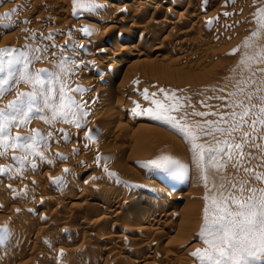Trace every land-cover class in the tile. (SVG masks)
Listing matches in <instances>:
<instances>
[{"label": "rangeland", "instance_id": "obj_1", "mask_svg": "<svg viewBox=\"0 0 264 264\" xmlns=\"http://www.w3.org/2000/svg\"><path fill=\"white\" fill-rule=\"evenodd\" d=\"M93 1L88 3L98 4L100 8H94L95 12L91 11L93 15L90 13L86 21H81L78 18L79 15H84V11L79 7L81 0H78L75 6L73 0H0V49L47 48L46 58L35 64L36 69H53L51 63L53 54L58 55L60 49L66 47L70 49L66 55L77 64L70 67V71L74 74L70 75L66 83L71 88H83L85 84L87 89L84 87L85 92L82 95L68 91L67 88L66 92L74 96L79 103L84 104V111L88 113L86 117L73 118V123L45 124L39 119H33L26 127L13 129L14 136H29L32 134L31 129H37L45 134L51 132L52 136L46 148L41 149L35 157H29L30 163H26L23 170L11 161V156L18 153L10 151L7 158H0V166L12 163L14 167L12 172L0 175V227L7 226L9 230L7 239L0 242V264H92L91 262L94 264L108 262V264H199L191 254L206 247L201 242L199 234L204 224L205 196L208 192L193 163L190 144L170 125L151 119L147 114L135 115L132 109L136 104L140 105L138 111L154 107L150 100L146 101L143 98L144 89L148 90L150 98H153L151 93H158L157 97H154L156 99L163 98V93H159L158 90L165 89L169 93L175 92L183 104L181 111L172 115L183 117V122L192 127L196 123L204 125L206 121L218 120L219 114L230 111L229 105L234 99L242 100L249 91H255L260 86V81L264 80L257 71L264 68V63L257 62L260 59L257 54L264 49V11H262L264 0H192L197 3V7L199 6L197 9L203 16L198 24L187 18L188 12L178 16L185 9V5L178 0L171 1L172 6L179 5L181 8L176 11L178 14L173 15L166 13L164 15L165 5L156 13L153 12L156 8L158 10L159 0H146L149 3L143 1L146 5L141 0H129L131 3L129 10H124L126 7L121 4L124 2V5H127L126 0ZM138 1L144 6L138 4ZM101 2L107 3V8L110 4L114 6L111 10L113 20L105 26L95 22L96 18L107 17L110 10L106 6L105 8L100 6ZM145 8L148 12L144 11ZM36 17L43 19L40 21ZM162 19L166 21L162 22ZM120 20L122 23H119ZM88 23H95L97 29L100 27L99 30L95 27L90 28ZM132 26L136 29L134 30L135 27ZM106 28H109V31ZM85 29L87 32L84 31ZM147 30H151L154 37L155 33L159 32L155 38L157 40L138 38L141 32ZM181 31L187 32L186 37L180 38ZM253 33L256 35L253 36ZM125 35L131 36L128 44H123L128 48L127 52H132L129 51L130 47H134V51L137 48V51L145 52V56L149 55L146 59L148 63L135 59L133 60L136 61L135 65H127L128 69H125L127 67L120 69L121 73L118 71L114 80L110 70L118 61L106 64L107 56L95 55V47L87 49L85 44L102 42L101 44L109 47L113 53L114 47L119 44L118 38ZM246 42L247 47H245ZM137 45L140 49L136 47ZM158 45L161 46L162 51L147 53ZM233 52L235 55H232ZM93 57L98 64H101L100 67L94 69L86 66L84 61ZM242 60L244 63H241ZM253 80L256 81L255 84L252 83ZM241 89L244 90L243 93ZM16 90L27 92L31 90V86L21 83ZM16 90L0 98V108H4L15 98ZM231 93H236V96L233 97ZM260 94L264 95V93ZM98 102L103 104L102 108L95 114L91 113V109ZM193 111L207 115L193 116ZM75 123L81 124L82 127L74 126ZM60 130L66 134L67 140L62 138ZM89 135L92 136L91 140L88 139ZM198 142L205 145L214 143L210 136H201ZM253 155L259 156V153L253 151ZM163 156L179 161L185 165V168L176 172L157 168L156 173L145 175L151 166L149 162ZM252 163L256 164L258 161L253 160ZM66 167L68 172L63 173ZM177 173L189 177L188 179L186 177L187 181L177 183L178 185L173 187L175 190H181V194L174 190L167 209L176 212L177 215L166 221L171 220L170 223L179 226L181 230L173 229L174 232H168L166 225H162L164 228L151 225L150 228L157 227L158 230L161 227L159 232L162 233V238L153 235L151 231L143 233L112 230L109 224L115 218L106 217V220L102 219L103 221L96 223L99 216H95L97 212L94 207L103 206L104 198H100L99 195L94 198L81 195L87 186L99 192L108 186L109 181L116 183L119 181L118 184L124 186L118 191L119 193H116L118 200L114 207L122 213L125 209H129L133 214H137V220H128V224L125 221V224L129 225L131 222V225L135 226L146 216L145 203L137 205V201L143 199L142 201H150L154 205L168 194V189L170 190V186L166 184L162 185L164 192H159L157 187L151 189L147 186L149 180L160 178L161 174L163 176L168 174L171 178L170 182L179 175ZM190 176L193 177L191 181H189ZM85 179L89 180H87L89 184ZM252 183L255 185L254 181ZM73 185L75 187L78 185L77 190L70 192ZM147 188H150L149 191L143 192L140 198L129 199L132 200L131 202L123 196L126 191L135 193ZM69 194L75 200L64 199ZM186 194L189 198L185 197ZM76 197L80 198L77 200ZM124 201L129 205L122 206ZM159 209L161 210L159 217L163 218L162 215L167 209L160 207ZM79 210H85L87 215L78 218ZM181 214L184 216L182 221ZM79 219L83 221V225L80 229H75L73 224ZM116 219L122 220L117 216ZM28 226L32 230L30 238L23 230L25 228L27 230ZM85 227L89 228L87 232L91 236L89 238H84ZM109 231L113 236L125 234L124 238H121L123 241L114 238V243L110 245L108 243V252L98 255L95 259L92 258L91 261L87 259L89 251L93 250L95 244L97 245L98 238L101 239ZM34 237L43 241L42 244L31 246L34 243L32 239H36ZM100 239L99 243L103 241ZM79 244L83 248H80ZM144 244L150 245V254L153 256L146 262H142V258L148 252L140 247ZM77 246L80 256L78 251L75 255H70L69 250ZM176 247H182V250L179 251ZM60 256L58 261L57 258Z\"/></svg>", "mask_w": 264, "mask_h": 264}, {"label": "snow or ice", "instance_id": "obj_2", "mask_svg": "<svg viewBox=\"0 0 264 264\" xmlns=\"http://www.w3.org/2000/svg\"><path fill=\"white\" fill-rule=\"evenodd\" d=\"M77 2L73 0L74 6ZM79 7L82 11H92L99 5L81 0ZM69 50L66 47L60 49L58 55L53 54V69H36L35 64L46 58L47 48L0 49V98L16 90L21 83L31 86L27 92L16 90L15 98L0 108V158H7L10 151L18 153L11 156V161L21 170L30 163L29 157H35L47 147L52 133L31 129V135L22 137L12 135L13 129L26 127L33 119L45 124L73 123V118L88 114L84 111V104L66 92V88L81 95L85 91L79 87L71 88L66 83L74 74L70 67L76 64L66 55ZM257 55L260 57L257 62L264 63V49ZM257 71L264 77V68ZM158 91L163 93L162 99L154 98L158 95L156 92L151 93L153 98H150L148 90L144 89L143 98L150 100L154 107L137 111L140 105L136 104L132 112L135 115L147 114L151 119L170 125L190 144L193 163L208 192L204 224L199 234L206 247L191 255L199 264H264V95L260 94L264 93V80L244 99H234L229 105L230 111L219 114L218 120L206 121L204 125L196 123L192 127L183 122V117L172 115L181 111V98L175 92ZM240 91L244 92L243 89ZM230 95L235 97L236 93ZM184 111L186 116L187 109ZM192 115L207 114L193 111ZM74 126L82 127L79 123ZM60 131L62 138L67 140L63 130ZM201 136L212 137L214 143H199ZM88 139L91 140L92 136L89 135ZM253 151L259 156H254ZM253 160L258 163L253 164ZM149 163L173 172L185 168L169 156ZM13 170L12 163L0 166V175ZM253 181L259 186H255ZM8 232L7 226L0 227V242L7 239Z\"/></svg>", "mask_w": 264, "mask_h": 264}, {"label": "bare ground", "instance_id": "obj_3", "mask_svg": "<svg viewBox=\"0 0 264 264\" xmlns=\"http://www.w3.org/2000/svg\"><path fill=\"white\" fill-rule=\"evenodd\" d=\"M91 1H93V0H87V2H90L91 3ZM142 2L143 1H146V0H141ZM171 1L172 0H159V2L157 3V6H158V10H156V9H154L153 10V12L155 11V13H156V11H159V9L161 10V7H163V5H165L166 7H164L165 9H163V10H165V12H163L164 13V15H166V14H170V15H173L174 13H177L176 11L178 10V9H181V8H179L180 6L178 5V6H172V4H171ZM200 1V0H199ZM24 2V1H23ZM94 2V1H93ZM120 2V1H119ZM126 2H127V5H124V2L123 3H121V4H123V7H126V9L124 8V10H129V8L128 7H130V5L129 4H131L130 3V1L129 0H126ZM133 2V1H132ZM139 2V1H138ZM147 3H149V1H146ZM175 2V1H174ZM178 2L179 3H182L183 5H185L184 6V11L182 12V13H177L178 14V16L180 17L181 16V14L182 15H184V13L186 12H188L189 13V15H188V19H190L191 21H194L195 22V24H196V22H197V24L200 22V20H201V18L203 17V16H201L200 15V12H199V6L197 7V3L195 2V4H194V2L192 1V0H178ZM198 2V1H197ZM60 3V2H59ZM144 3V2H143ZM200 3V2H199ZM199 3H198V5H199ZM34 4V3H33ZM100 4V6H102V7H104L105 8V6H106V8H107V6H108V4L107 3H103V2H101V3H99ZM136 4V3H135ZM134 4V5H135ZM138 4H140V5H143L141 2H139ZM145 4V3H144ZM178 3H176V5H177ZM182 4H180V5H182ZM20 5V4H19ZM35 5V4H34ZM98 5V4H97ZM137 5V4H136ZM146 5V4H145ZM148 5V4H147ZM122 6V5H121ZM144 6V5H143ZM149 6V5H148ZM148 6H146V7H148ZM30 7H33V6H30ZM35 7V6H34ZM33 7V8H34ZM101 7V8H102ZM141 7V6H140ZM154 7V6H153ZM29 8V7H28ZM100 8V7H99ZM109 8H110V10H109V12L107 13V17H105V16H103V18H101V16H100V18L101 19H98V18H96V20H95V22H96V24H97V22L100 24V25H103V26H105L107 23H109V21L110 20H113V14H112V12H111V10H112V8H114V6H112L111 4H110V6H109ZM109 8H107V9H109ZM137 8V7H136ZM198 8V9H197ZM25 9V8H24ZM32 9V8H31ZM30 9V10H31ZM96 9V8H95ZM107 9H105V10H107ZM121 9V8H120ZM132 9V8H131ZM138 9H140V8H138ZM146 9V8H145ZM144 9V11H146V12H148V10L147 9H149V7L145 10ZM115 10H117V7H116V9ZM93 11V10H92ZM103 11V10H102ZM149 11H151V10H149ZM59 12V11H58ZM57 12V13H58ZM93 12H95V11H93ZM106 12V11H105ZM62 13V12H61ZM90 13L92 14V12L90 11H84V15L82 14L81 16L79 15V19L81 20V21H86V19H87V17L90 15ZM98 13V12H97ZM97 13H96V15H97ZM159 13V12H158ZM166 13V14H165ZM202 13V12H201ZM30 14H31V12H30ZM52 15V14H51ZM93 15V14H92ZM95 15V14H94ZM139 15V14H138ZM167 15V16H168ZM75 16V15H74ZM90 17V16H89ZM99 17V16H98ZM105 17V18H104ZM165 17V16H164ZM205 17V16H204ZM35 18V17H34ZM37 18V17H36ZM94 18V17H93ZM120 18V17H119ZM127 18V17H126ZM159 18H160V16H159ZM37 19H39V18H37ZM37 19H35V20H37ZM43 19V18H42ZM41 19V20H42ZM51 19V18H50ZM55 19V18H54ZM164 19H166V18H164ZM182 19V18H181ZM40 20V19H39ZM38 20V21H39ZM40 20V21H41ZM126 20V19H125ZM133 20V19H132ZM131 20V21H132ZM160 20V19H159ZM179 20V19H178ZM81 21H79V22H81ZM128 21V20H127ZM165 22L166 20H163L162 19V22ZM114 22V21H113ZM124 22V21H123ZM129 22V21H128ZM132 22H134V20L132 21ZM161 22V23H162ZM116 23V22H115ZM114 23V24H115ZM119 23H122V20H120L119 21ZM89 25V27L90 28H92V27H97V25L95 24V23H88ZM113 24V23H112ZM117 24V23H116ZM157 24H159V23H157ZM201 24V23H200ZM160 25V24H159ZM19 26V25H18ZM30 27V26H29ZM87 27V26H86ZM95 27V28H96ZM132 27H135V26H132ZM131 27V28H132ZM157 27V26H156ZM199 27V26H198ZM22 28V27H21ZM53 28V27H52ZM94 28V29H95ZM99 28L100 27H98V29L97 30H99ZM109 28H113V27H109ZM109 28L107 29L108 31H109ZM138 28V27H137ZM152 28V27H151ZM24 29H25V27H24ZM29 29V28H28ZM59 29V28H58ZM93 29V28H92ZM136 29V27L134 28V30ZM153 29V28H152ZM205 29V28H204ZM19 30V29H18ZM60 30V29H59ZM96 30V31H97ZM113 30V29H112ZM49 31H50V33L52 32L50 29H49ZM49 31H48V33H49ZM54 32H55V30H53ZM88 31H90V30H88ZM106 31V30H105ZM132 31V30H131ZM149 31V32H148ZM153 31V30H152ZM187 31V30H186ZM186 31H181L180 32V38H183V37H186V35H187V32ZM57 32V31H56ZM62 32V31H61ZM107 32V31H106ZM111 32V31H110ZM109 32V33H110ZM154 32V31H153ZM30 33V32H29ZM32 33V32H31ZM94 33V32H93ZM159 33V32H158ZM157 32L155 33V35L157 36V34H158ZM128 34V33H127ZM130 34V33H129ZM154 33H152L151 32V30H147L146 32H141V34L139 35V39L140 40H144V39H149L150 41H155V40H157V39H155L156 38V36L154 37V35H153ZM53 35V34H52ZM170 36V35H169ZM171 36H173V35H171ZM130 37L131 36H128V35H125L124 37H122V38H118V41H119V44L117 45L115 42V45H117V46H115L116 47V49H115V47H114V49H113V53L111 52V50L109 49V47H107L106 45H104V44H101V43H96V42H89V43H86L85 44V48H92V47H95V55H98V56H103V57H106L107 56V58H106V61L105 62H107L106 64H108V62H113V63H116V62H114V61H118L117 62V65L116 66H114L111 70H110V73H111V75H112V79H114L115 78V76H116V74L118 73V71L120 70V69H124L125 67H127V68H125V69H128V66L129 65H133L134 64V62H136V61H134L133 62V60H135V59H139V60H141V61H146V59L149 57V55L148 56H145V52H141V51H137L136 49L137 48H135V51L133 50V48L134 47H130V50L129 51H132V52H127L128 50H126V49H128V48H126V46H124L123 44L124 43H127V42H129L130 41ZM178 37V36H177ZM120 39V40H119ZM174 39V38H173ZM140 40H137V41H140ZM184 40H186V39H184ZM184 40H181V42H183ZM148 41V40H147ZM163 41V40H162ZM179 42H180V40H179ZM178 42V43H179ZM185 42V41H184ZM186 43H188V42H186ZM19 44V43H18ZM128 44V43H127ZM130 44V43H129ZM183 44V43H182ZM192 44V43H191ZM186 45V44H185ZM153 46V45H152ZM151 46V47H152ZM159 46V47H158ZM157 47H153L152 48V50H151V52L150 51H148L147 53L148 54H151L152 53V51H155V53L156 52H160V51H162L161 49H160V45H158ZM17 47V46H16ZM136 47H138V45L136 46ZM164 47V46H163ZM113 48V47H112ZM139 48V47H138ZM177 48V47H176ZM140 49V48H139ZM142 49V48H141ZM163 49V48H162ZM93 50H94V48H93ZM87 52V51H86ZM146 53V54H147ZM109 54L111 55L110 57H109ZM125 55V57H123ZM97 56V57H98ZM159 56V55H158ZM118 57V59H116ZM157 57V56H156ZM155 58V57H154ZM215 58V57H214ZM213 58V59H214ZM162 59H163V57H162ZM155 60V59H154ZM151 61V60H150ZM163 61V60H162ZM86 62V66L88 65V67L90 66V67H93L94 69L95 68H98V67H100L101 66V64H98L97 63V61L94 59V57L93 58H89V59H87L86 61H84V63ZM147 62V61H146ZM152 62V61H151ZM148 63V62H147ZM77 64V63H76ZM104 64V63H103ZM143 64V63H142ZM128 65V66H127ZM135 65V64H134ZM131 67V66H130ZM129 67V68H130ZM111 68V67H110ZM98 70V69H97ZM96 70V71H97ZM100 70V69H99ZM122 71V70H121ZM120 72V71H119ZM121 73V72H120ZM81 74H82V72H81ZM80 75V74H79ZM118 76V75H117ZM123 79V78H122ZM109 80H111V78L109 79ZM115 80V79H114ZM92 81V80H91ZM111 82H112V80H111ZM110 82V83H111ZM92 83H93V81H92ZM85 87V84H84V86H83V88H81V89H85L84 88ZM87 89V88H86ZM85 92V91H84ZM81 98V97H80ZM78 99V98H77ZM102 105L103 104H101L100 102H98V103H95V105L93 106V109H91V113H96L97 112V110H99L100 108H102ZM141 110H142V108H141ZM137 111H138V109H137ZM90 112V111H89ZM98 114V113H97ZM97 117V116H96ZM75 166V165H74ZM150 166V165H149ZM70 169H71V167H69ZM75 168V167H74ZM73 168V169H74ZM69 169V170H70ZM162 170H163V168H162ZM66 171H67V167H66V170L63 172V173H66ZM72 171V170H71ZM81 171V170H80ZM84 171V170H83ZM156 171H157V167H155V166H150L148 169H147V172H146V174L145 175H148V174H150V173H156ZM165 171V170H164ZM68 172V171H67ZM82 172V171H81ZM80 173V172H79ZM167 173V172H166ZM179 173H181V172H179ZM179 173H177V174H179ZM184 173V172H183ZM62 174V173H61ZM68 174V173H67ZM158 174V173H157ZM156 174V175H157ZM65 175V174H64ZM63 175V176H64ZM155 175V176H156ZM168 175V174H167ZM166 174H165V176H163V174H161L159 177L160 178H157L156 179V177H155V180H149V182H148V185L147 186H149V187H151V189L152 188H154V187H157L158 188V191L160 192V191H162V192H164V187H162V185L163 184H166V185H168V186H170V190L168 189L167 191H169L168 192V194L167 195H169V197L166 195V196H163L162 198H160V200L156 203V204H154V205H152V203H150V201L148 202H145V201H142L143 199H140L139 201H137V205H142V203L144 202L145 204H144V209H145V211H146V216H145V218L140 222V224H135V226H132L131 225V222H129L130 224L129 225H127L128 224V220H133V221H135V220H137L136 219V217H138L137 216V214L135 215V214H133L132 212H131V210H129V209H125L124 211H123V209H122V211H123V213L122 212H120L121 210H116V207H114V204H116V202H117V192L119 191V190H121V189H123V186H121L120 184H118V182L116 183V181H112V182H108V186H106V188L104 189V190H101V191H99L98 192V190L96 191V189H94V188H89L88 186L84 189V191H83V194H81V195H84V196H86V197H90V198H94V197H96L97 195H99L100 196V198H104V205L103 206H97V205H95L96 207H94V209L96 210V212H97V215H95V216H99L98 218H97V221H96V219H95V221H96V223L98 222V221H103L106 217H108V219H114L115 218V220H112V221H110V224H109V226L112 228V230L114 229H118V230H120V231H142L143 233H144V231L146 232V233H148V232H152L153 233V235H157V236H159V237H161L162 238V233L161 232H159V231H161V227H159L160 229L158 230V228L157 227H155V228H150L151 227V225H153L154 224V226L155 225H157V226H162V225H166V228L168 227V232H171V231H173V229H175L176 231L177 230H181L180 228H179V226H175L173 223L171 224L170 223V221L168 222V221H166V219H172L173 217H174V215H177V213L175 212V213H173V212H171V211H168V205H170L169 203H171V200L170 199H172V193L173 192H178V193H180L181 192V190H175V189H173V187H176V184L177 183H183L184 181H187V179H188V177H189V175H188V177H187V179H186V177L184 176V175H182V174H179L178 176L176 175L174 178H172L173 179V181H170L169 182V180H171V178H170V175H168L167 176ZM186 175V174H185ZM66 176V175H65ZM154 176V175H153ZM50 177V176H49ZM145 177V176H144ZM150 177V176H149ZM59 178H60V175H59ZM65 178V177H64ZM97 178V177H96ZM165 178V179H164ZM193 179V177H191L190 176V180L189 181H191ZM88 180V179H87ZM86 179H85V181H86V183L87 184H89V180L87 181ZM111 180H113V179H111ZM121 183V182H120ZM188 183H190V182H188ZM75 185V184H74ZM71 186V190H70V192H75L76 190H77V186L75 187V186ZM178 185V184H177ZM182 185V184H181ZM180 186V185H179ZM145 187V186H144ZM172 187V188H171ZM179 188V187H178ZM148 189H150V188H147V189H141V191H137V192H130V193H127V191L126 192H124V197L127 199V200H129V199H132V198H135V197H139V196H141V194L143 193V192H145V191H149ZM173 189V190H172ZM180 189V188H179ZM175 190V191H174ZM119 193V192H118ZM181 194V193H180ZM176 195V194H175ZM98 196V197H99ZM180 196V195H179ZM97 197V198H98ZM143 197V196H142ZM174 197V196H173ZM181 197V196H180ZM185 197L186 198H189V197H187V194L185 195ZM77 198V200H78V198H80V197H76ZM140 198V197H139ZM175 198V197H174ZM64 199H67V200H70V199H72V196L69 194L67 197H65ZM73 199H74V197H73ZM73 199H72V201H73ZM75 200V199H74ZM99 200V199H98ZM146 200H148L147 198H146ZM126 201V200H125ZM123 202V204H122V206H125V205H129V203H126V202ZM130 202L132 201V200H129ZM128 201V202H129ZM152 201V200H151ZM126 206V207H127ZM80 207V206H79ZM87 207V206H86ZM138 207V206H137ZM143 207V206H142ZM159 207L160 208H166L167 209V211L165 212V214L164 215H162L163 216V218H160L159 217V211H161L160 209H159ZM158 208V209H157ZM78 214V218L79 217H81L82 215H83V217L84 216H86L87 214V212H85V210H79L78 212H77ZM121 213H122V217H121ZM163 213V212H162ZM76 215V214H75ZM76 215V216H77ZM161 215V214H160ZM76 216H74V217H76ZM93 216V215H92ZM116 216H117V218L119 217L120 219L122 218V220H118V219H116ZM184 218V216H182V214L180 215V220L182 221V219ZM103 219V220H102ZM85 220V219H84ZM106 220V219H105ZM74 221H76V220H74ZM125 221L127 222V224H125ZM109 222V221H108ZM137 222V221H136ZM95 223V222H94ZM93 223V224H94ZM82 225H83V221H81L80 219H79V221H77L76 223H74L73 224V227L75 228V229H80L81 227H82ZM176 225H178V224H176ZM109 227V228H110ZM163 228H164V226H162ZM28 228H29V226H28ZM27 228V230H25V229H23L24 230V232H25V235L27 236V237H29V235L31 234V229L29 228L28 229ZM70 228V227H69ZM68 228V229H69ZM89 228H90V226H89ZM89 228L88 227H85V229H84V238H89V237H91L90 236V234L89 233H87L88 231H89ZM157 228V229H156ZM117 230V231H118ZM111 231V230H110ZM109 231V232H110ZM109 232H106L105 233V235H103V237H101V239L103 240L102 242L103 243H105V244H100V243H102V242H98L99 241V239L100 238H98V240H97V245L95 244V246H93L94 248H93V250L92 251H89V253L87 254V256H86V258L87 259H90V261H91V259L92 258H94L95 259V257H97L98 255H101V254H103V253H105V252H108L107 251V249H109V246H108V243H109V245H110V243H114L113 242V240H114V238H118V239H121V238H124V235L123 234H121V235H123V236H120L119 234H117V235H119V236H116L115 234H114V236L113 235H111V232L109 233ZM115 232V231H114ZM174 232V231H173ZM150 234V233H149ZM148 235V234H147ZM106 236V237H105ZM25 237V236H24ZM32 237V236H31ZM30 238V237H29ZM34 238H36V237H34ZM38 238V237H37ZM37 238L36 239H32L33 240V242L34 243H32L31 244V246H33V247H35L36 245H40V244H42V242L43 241H41V240H37ZM126 238V237H125ZM83 239V238H82ZM94 239H96V238H94ZM100 239V240H101ZM117 239V240H118ZM29 240V239H28ZM122 241H123V239H121ZM120 240V241H121ZM41 241V242H40ZM105 241V242H104ZM119 241V240H118ZM118 241H116L115 240V242H118ZM121 241V242H122ZM96 242V241H95ZM83 243V242H82ZM99 243V244H98ZM119 243V242H118ZM117 243V244H118ZM125 243V242H124ZM81 244H79V246H80ZM79 246H77V247H75V248H71L70 250L69 249H67V250H69V252H70V255H75L76 253H77V251H78V247ZM114 246V245H113ZM18 247V246H17ZM82 246H80V248H81ZM143 250H145V251H147L148 253H147V255L145 256V257H143L142 258V262H146V261H148V260H150L153 256H151V254H150V249H151V247H150V245L149 244H144V245H142V246H140ZM140 247H138V249H140ZM20 248V247H19ZM83 248V247H82ZM129 248V247H128ZM176 249L177 250H179V251H181L182 250V247L180 248V247H176ZM23 250V249H22ZM57 250V249H56ZM60 251V250H59ZM64 254V253H63ZM66 254H68V253H66ZM183 253H181V255H182ZM60 255V254H59ZM78 255H79V251H78ZM69 256V255H68ZM80 256V255H79ZM79 256H77V257H79ZM83 256H84V254H83ZM107 256V255H106ZM108 256H110V254L108 255ZM107 256V257H108ZM56 257V256H55ZM65 257V256H64ZM69 257H71V256H69ZM69 257H67V258H69ZM112 257V256H111ZM111 257H110V259H111ZM51 258V257H50ZM53 258V257H52ZM60 258H61V256L59 257V258H57V260L58 261H60ZM66 258V259H67ZM81 258L83 259V257L81 256ZM62 259H63V257H62ZM65 259V258H64ZM65 259V260H66ZM70 259V261H72L71 260V258H69ZM69 259H67L68 261H69ZM76 259H78V258H76ZM65 260H63V261H65ZM66 260V261H67ZM52 261V260H51ZM58 261H56V262H58ZM65 261V262H66ZM67 261V262H68ZM76 261V260H75ZM79 261H81V260H79ZM83 261H85V259L83 260ZM89 261V260H88ZM87 261V262H88ZM89 261V262H90ZM107 261V260H106ZM55 262V261H54ZM55 262V263H56ZM60 263V262H59ZM80 263V262H79ZM92 264H94L93 262H91ZM109 263V262H108ZM107 263V264H108ZM57 264V263H56ZM70 264V263H69ZM89 264V263H88ZM96 264V263H95ZM113 264V263H112Z\"/></svg>", "mask_w": 264, "mask_h": 264}]
</instances>
